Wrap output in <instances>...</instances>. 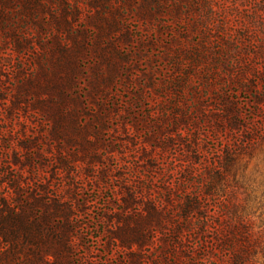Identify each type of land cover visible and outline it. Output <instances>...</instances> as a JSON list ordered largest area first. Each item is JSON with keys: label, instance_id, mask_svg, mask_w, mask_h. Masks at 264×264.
I'll list each match as a JSON object with an SVG mask.
<instances>
[{"label": "trees", "instance_id": "16d2710c", "mask_svg": "<svg viewBox=\"0 0 264 264\" xmlns=\"http://www.w3.org/2000/svg\"><path fill=\"white\" fill-rule=\"evenodd\" d=\"M251 1V10L245 9L247 0H241L227 11L219 0H0V38L13 48L7 62L13 53L26 52L30 46L45 51L43 44L31 40L35 36L50 30L55 38L45 60L52 70L40 64L34 74L23 76L12 109L19 111L22 92L38 88L32 110L38 108L52 122L51 137L81 148L80 159L70 156L72 163L80 160L76 172L69 171L67 156L55 157L50 177L65 172L72 180L48 195L46 186L26 181L35 174L34 138L23 134L16 142L11 140V127L0 117L5 124H0V264H72L73 252L83 246L77 232L82 226L79 219L91 213V205L95 207V199L76 198L74 191L80 188L76 182L88 180L101 190L109 179L119 183L117 203L114 208L104 206L97 218L104 227L106 246L122 251L128 264H197L201 259L205 264H264L253 258L256 250L262 251L264 237L254 235L241 215L232 214L235 192L230 186L239 155L264 140V132L260 137L254 134L236 110L235 95L242 91L254 93L258 110L264 104V89H259L264 84V0ZM82 18L94 31L91 47L81 41L84 30L69 31ZM124 22L142 31L169 27L174 33L173 48L165 46L168 52L163 56L170 62V74L163 82H152L160 89L151 96L149 112L157 120V131L142 142L154 139L153 151H143L141 160L148 166L143 171L132 166L130 178L122 166L104 165L97 147L86 148L91 146L90 136L98 139L91 125H104L106 114H88L92 120L80 126L81 114L68 106L75 100L69 92L81 84L78 58L88 47L97 59L88 83L90 98L104 93L120 64L128 63L122 46L132 42V35L123 28ZM260 35L262 39L256 40ZM144 98L139 92L125 103ZM4 99L0 96V101ZM117 111L113 108L108 114ZM199 123L214 135L246 127L247 136L234 149L226 143L210 162L198 138H192ZM175 145L189 152L177 163L169 156ZM96 162L103 167L95 169ZM157 249L161 259L149 258Z\"/></svg>", "mask_w": 264, "mask_h": 264}, {"label": "rangeland", "instance_id": "374dc122", "mask_svg": "<svg viewBox=\"0 0 264 264\" xmlns=\"http://www.w3.org/2000/svg\"><path fill=\"white\" fill-rule=\"evenodd\" d=\"M219 1H224L227 11L230 10L233 2L237 4L241 2V0ZM250 1L247 0L246 2V10L252 9L253 1ZM83 13L85 14V12ZM76 23L69 31L75 33L77 30H84L83 35L85 37H82L81 41L91 47L92 39L94 38L93 29L87 25L84 18L79 19ZM123 28H127L132 35V42L122 46V55L129 56L128 63L120 64L118 75L115 76L110 84L104 87V93L90 98L88 83L93 77L94 65H96L97 59L94 52L88 47L78 58L80 67L78 78L80 77L81 84L79 88L69 92L72 97H75V100L68 103V106L81 114L78 119L80 126L86 124V121L91 118L88 114H106L103 118L104 125L97 124V122L91 125L92 127L94 125L93 131H98V139L96 141L95 138L90 136L91 146L87 145L86 148L90 147L89 149L92 150L93 147H97V155L100 160H104V165H109L112 169L122 166V172L125 173V177L130 178L133 170L132 166L134 170L141 171L145 169L143 166H148L144 160H141L143 151L149 152V148L153 151L154 139H149L145 143L142 142L150 138L152 132L157 131L155 125L157 120L150 117L149 112L152 110L151 96L154 92H159L160 89L153 85L152 82L154 81L155 84L163 82L170 74V62L168 59L163 60V56L165 52H168L165 46L172 47L170 38L174 33L170 31L169 27L156 28L158 32L153 30V28L148 31H142L136 24H127L126 22H124ZM57 36L62 40L64 38L59 34H56ZM33 38L31 39L33 42L38 41L43 44L45 51H41L38 48L34 49L30 46V49L26 52L13 53V57L9 62L5 58L13 51L12 44L6 39L0 38V96L5 97L4 100L0 101V117L3 122H6L11 127V140L16 142L23 134L34 138L33 141L37 147L36 154L33 156V172L35 174L27 178L26 181L46 186L48 195H52L55 190L57 191L62 185L67 186L72 180V176L65 174V172L50 177L51 174L53 175V169L56 166L54 163L55 157L67 156V160L70 163L69 171L76 172L79 169L76 165H78L80 160L73 163L71 161H73L72 158H79L77 156H80L78 153H80L81 148H79L78 143L67 142V140L63 142L61 139L54 140L51 137L52 122L46 118L42 111L38 112V108L37 112L32 110L33 107H36L33 102H36L38 93H40L38 88H27V91L22 92L23 95L17 102L19 111L12 109L11 100L14 98L13 95L16 93L17 86L22 83L23 76L34 74L36 72L35 68L40 64L48 72L52 70L51 63L45 60L48 56L47 47L55 39H53V34L50 33V30H47L46 34L42 33L41 36ZM260 39H262L261 35L256 37V40ZM20 70H22V73H20ZM146 74L147 76H145ZM126 78H130V81ZM145 86H151V88ZM259 89H264L262 82L259 85ZM139 92L144 93V99H141L140 102L135 100L132 105L125 103L128 97H134ZM235 97L237 98L236 110L242 116V123L248 128H253L254 134L260 137L261 132H264V104L261 106L262 109H259L260 111L255 107L253 103L255 95L252 91H242ZM113 108L118 111L111 113V115L108 114V110H113ZM125 109L127 112L124 111ZM10 111L12 115L6 116V113ZM16 112L18 113L16 114ZM84 114H87V116ZM257 116H259L258 118L261 117V120L257 119ZM0 124L5 126L2 122ZM70 126L72 127V125ZM163 126L166 127V124ZM246 127L241 131L226 132L227 134L224 133V130L218 131L214 135L206 125L199 123L196 128H193L192 138L195 136L198 138L200 144L206 149L207 160L214 162L221 148L226 143L230 144L233 149L241 145L242 138L247 136L245 133ZM68 130L69 128H67ZM90 132L88 131L89 134H91ZM70 134L72 133L70 132ZM96 142L98 143L96 144ZM4 145L8 146L7 142H4ZM175 146V150L169 151V156L177 163L178 159H184L189 152L183 151L182 146ZM95 164V169L103 167L100 162ZM168 166L170 167V164ZM88 170L90 171V168ZM36 172L38 173L37 175ZM233 173L234 177L230 178V186L235 192V197L232 199V214L235 217L236 215H241L254 235L261 234L264 237V140H259L254 146L239 155L231 169V174ZM87 182L88 180L85 183L84 181H77L76 186L80 188L76 189L74 194L80 201H84L86 198L88 200L95 199L93 201L95 202V207L91 205V213L83 215L79 219L82 226L79 227L77 232L81 236L83 246H78L73 252L72 264H128L122 258L124 256L122 251L114 246H111V248L106 246L107 237L104 235V227L100 222V218H97V214L103 212L104 206L105 208L106 206L114 208L116 205V186L119 183L115 179H109L107 180L106 188L98 190L90 181ZM82 185L84 186L83 188H81ZM161 249L152 252L153 255L149 258L156 257L157 260H160L158 252ZM146 255H150V253H146ZM253 258L260 262L264 261V246L262 251L258 249L254 252ZM197 264H205V261L202 259L198 260Z\"/></svg>", "mask_w": 264, "mask_h": 264}]
</instances>
